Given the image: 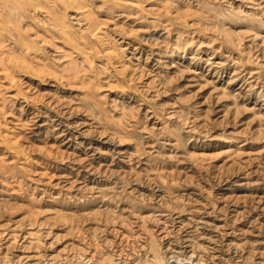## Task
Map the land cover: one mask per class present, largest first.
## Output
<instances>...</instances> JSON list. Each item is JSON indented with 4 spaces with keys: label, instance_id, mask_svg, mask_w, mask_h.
<instances>
[{
    "label": "rangeland",
    "instance_id": "1",
    "mask_svg": "<svg viewBox=\"0 0 264 264\" xmlns=\"http://www.w3.org/2000/svg\"><path fill=\"white\" fill-rule=\"evenodd\" d=\"M129 1L0 0V264H264V0Z\"/></svg>",
    "mask_w": 264,
    "mask_h": 264
},
{
    "label": "bare ground",
    "instance_id": "2",
    "mask_svg": "<svg viewBox=\"0 0 264 264\" xmlns=\"http://www.w3.org/2000/svg\"><path fill=\"white\" fill-rule=\"evenodd\" d=\"M62 1V0H61ZM68 1V4H70L71 5V7L73 6L74 7V12L76 13V15L77 14H79V15H84V13L86 12V10H85V5H82V3L80 2L81 0H67ZM129 1V0H128ZM160 1V0H159ZM171 1H174V0H171ZM52 3H53V1H51ZM130 2V1H129ZM51 3V4H52ZM172 3V2H171ZM64 4V3H63ZM135 4H136V2H135ZM54 5V4H53ZM138 5V4H137ZM165 5V4H164ZM3 6V5H2ZM17 6V5H16ZM55 6V5H54ZM59 6V5H58ZM173 6V5H172ZM56 7V6H55ZM54 7V8H55ZM152 7H154V6H152ZM59 8V7H58ZM61 8V7H60ZM144 9V8H143ZM49 10V9H48ZM2 13V12H1ZM47 13V12H46ZM154 13H156V12H154ZM49 14V13H48ZM0 15H2V14H0ZM6 15V14H5ZM9 15V14H8ZM46 15V14H45ZM62 15H63V12H62ZM66 15V14H65ZM16 16V15H15ZM14 17V16H13ZM49 17V16H48ZM48 17H46L45 16V18H48ZM80 17V16H79ZM52 18V17H51ZM82 18H83V16H82ZM50 19V18H49ZM48 19V20H49ZM53 19V18H52ZM78 19V18H77ZM80 20H81V18H79ZM84 20V19H83ZM153 20V19H152ZM175 20V19H174ZM51 21V20H50ZM53 21V20H52ZM56 21V20H55ZM78 21V20H77ZM85 21V20H84ZM7 22V21H6ZM90 22H92V21H90ZM68 23V22H67ZM81 23H83V21L81 22ZM80 23V21L78 22V24H81ZM101 24H103V23H101ZM57 25V24H56ZM55 25V26H56ZM84 25V24H83ZM86 25H87V23H86ZM168 25V24H167ZM59 26H61V24L59 25ZM59 26L57 27V28H59ZM170 26V25H169ZM166 27V26H165ZM62 28V27H61ZM85 29V28H84ZM83 28H82V30H84ZM105 29V28H104ZM92 30V29H91ZM98 31V26H97V29L95 30V32H97ZM194 31V30H193ZM65 32V31H64ZM63 32V33H64ZM82 32V31H81ZM98 34H100V32L98 33ZM106 34V33H105ZM101 35H103L102 33H101ZM167 35V34H166ZM94 36V35H93ZM105 36L106 35H104V38H105ZM56 38V37H55ZM66 38V37H65ZM67 39V38H66ZM70 39V38H69ZM1 41H3V40H1ZM70 41V40H69ZM104 41H106V38H105V40ZM108 41V40H107ZM88 42V41H87ZM110 42V41H109ZM90 43H92V42H90ZM67 44V43H66ZM69 44V43H68ZM74 45H75V43H73ZM93 44V43H92ZM109 44V43H108ZM107 44V45H108ZM81 45V44H80ZM114 45V44H113ZM2 46V45H1ZM76 47H77V45H75ZM98 46V45H97ZM84 47V46H83ZM99 47V46H98ZM107 48V47H106ZM71 49H73V48H71ZM87 49V48H86ZM108 49V48H107ZM28 50V49H27ZM90 50V49H89ZM98 51H100V50H98ZM26 52V51H25ZM107 52V51H106ZM110 52V51H109ZM90 53V52H89ZM3 55V54H2ZM1 55V56H2ZM135 57V56H134ZM140 57V56H139ZM137 58V57H136ZM85 59H87V58H85ZM6 60V59H5ZM89 60V59H88ZM91 61V60H90ZM1 63H2V61L0 60V65H1ZM4 64L5 63H3V66L2 67H4ZM139 65V64H138ZM6 67V66H5ZM9 69V68H8ZM2 70V69H1ZM4 71V70H3ZM6 72H7V70H6ZM253 72V71H252ZM154 73V72H153ZM9 74H10V72H9ZM8 75V74H7ZM11 77H14V76H12L11 75ZM10 77V78H11ZM10 80H12V79H10ZM14 81H15V79H13ZM13 82V81H12ZM24 159V158H23ZM23 159H21V160H23ZM64 184V183H63ZM47 189V188H46ZM69 189H70V187H69ZM166 214V213H165ZM169 216V215H168ZM154 217V216H153ZM166 221V220H165ZM200 222V221H199ZM196 226V225H195ZM183 246V245H182ZM179 254V253H178ZM183 254V253H182ZM188 255V254H187ZM171 256V255H170ZM174 256V255H173ZM192 256V255H191ZM183 257V256H182ZM185 257V256H184ZM158 258V257H157ZM163 258V257H162ZM170 258V257H169ZM178 258H179V256H178ZM189 258H190V256H189ZM180 259H181V257H180ZM184 259V258H183ZM186 260V259H185ZM191 260V259H190ZM159 261V263H160V260H158ZM184 261V260H183ZM162 262V261H161ZM166 262V261H165ZM187 262V261H186ZM191 262V261H190ZM195 262V261H194ZM110 263H112V260H111V262H109V264ZM114 263V262H113ZM162 264V263H161ZM175 264H183V262H182V260L181 261H177L176 260V262H175Z\"/></svg>",
    "mask_w": 264,
    "mask_h": 264
}]
</instances>
